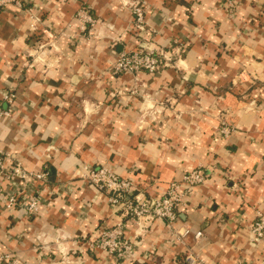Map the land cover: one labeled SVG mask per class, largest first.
<instances>
[{
	"label": "crops",
	"instance_id": "obj_1",
	"mask_svg": "<svg viewBox=\"0 0 264 264\" xmlns=\"http://www.w3.org/2000/svg\"><path fill=\"white\" fill-rule=\"evenodd\" d=\"M21 0L0 12V98L15 94L0 123V149L28 172L43 205L34 216L0 206V256L22 264H261L251 241L264 216V0ZM146 9V31L132 5ZM96 19L81 34L77 16ZM160 49L162 72L114 76L119 53ZM6 106V105H4ZM233 130L220 136L221 123ZM108 166L148 196L201 168L176 230L126 220L125 259L92 248L120 217L80 166ZM7 188V184H5ZM196 232H202L200 239ZM67 254L69 257H63ZM0 264H4L0 261Z\"/></svg>",
	"mask_w": 264,
	"mask_h": 264
},
{
	"label": "built area",
	"instance_id": "obj_2",
	"mask_svg": "<svg viewBox=\"0 0 264 264\" xmlns=\"http://www.w3.org/2000/svg\"><path fill=\"white\" fill-rule=\"evenodd\" d=\"M230 17L236 11L234 0L227 1ZM9 6L21 8V0H0V12ZM132 14L136 28L140 32L146 31V9L142 4H133ZM82 35L92 34L96 19L88 10H81L77 16ZM171 61L168 53L157 49L139 48L135 51L119 53L112 63L110 72L114 76L122 74L148 73L159 74ZM15 94L4 93L0 98V123L3 119H10L14 113ZM6 105V106H4ZM220 136L227 138L233 131L226 122L221 123ZM82 180L93 186L108 198V202L120 217L118 224L104 230L92 248L103 250L109 256L125 259L134 250V243L125 236L126 220L160 221L172 229L177 238L182 241L190 231L176 230L178 212L185 206L186 192L206 182V175L201 168L194 169L185 174L181 181L169 184L166 192L160 196H148L137 188V185L128 178H122L108 166H80ZM45 172H28L14 155L0 149V206L7 210L21 208L28 216L36 215L43 205L41 192L30 187L35 181H45ZM7 184V188L5 187ZM202 232H196L195 238L200 239ZM251 241L258 246H264V216L255 219L251 228ZM4 264H22L13 254L7 253L0 256ZM186 264H205L195 254L185 257ZM261 264H264V256Z\"/></svg>",
	"mask_w": 264,
	"mask_h": 264
},
{
	"label": "rangeland",
	"instance_id": "obj_3",
	"mask_svg": "<svg viewBox=\"0 0 264 264\" xmlns=\"http://www.w3.org/2000/svg\"><path fill=\"white\" fill-rule=\"evenodd\" d=\"M61 254L63 257H69V256H67V254H65V253L63 254V252ZM17 259H19V258L17 257Z\"/></svg>",
	"mask_w": 264,
	"mask_h": 264
}]
</instances>
